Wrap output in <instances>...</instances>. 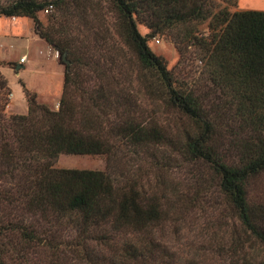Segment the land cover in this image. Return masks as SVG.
<instances>
[{"label": "trees", "instance_id": "16d2710c", "mask_svg": "<svg viewBox=\"0 0 264 264\" xmlns=\"http://www.w3.org/2000/svg\"><path fill=\"white\" fill-rule=\"evenodd\" d=\"M110 1L122 18L125 42L137 64L151 76L167 107L183 120L180 125L189 129L174 132V141L163 128L137 122L130 112L121 125L109 123L117 132H101L100 122L88 118L78 121V130L73 106L66 98L73 49L37 32L64 66L62 95L57 111H51L36 104V94L21 83L27 114L12 117L19 128L15 136L18 153L7 174H27L15 186L20 190L24 186L28 213L40 217L45 228L38 231L17 221L10 224L0 195V264H37L30 257L37 253L46 257L43 264H171L158 235L176 219L168 206L191 205L192 200L180 191L170 197L158 195L162 189L154 186L158 178L150 184L149 175L164 170L155 155L159 148L170 149L190 167L214 175L217 192L237 214L243 229L254 234L264 248V233L258 231L251 215L245 189L247 181L264 171V11H220L215 21L204 9L206 0ZM50 3L18 0L2 10L0 17L36 22L35 14ZM139 5L150 9L154 17L150 26L158 28L175 30L208 18L215 22L209 24L206 37L199 39L195 33L183 37L199 43L207 91H200L194 83L182 86L150 51L132 18ZM183 38L175 42L180 51ZM65 54L70 56L68 64L62 58ZM2 85L7 86L6 80L2 79ZM213 99L237 106L232 120H239L246 130L235 148H224V135L217 130L221 120L204 107ZM60 154L104 156L110 170L120 168L113 169L118 177L109 171L54 169L53 161ZM61 233H67L68 239L64 241Z\"/></svg>", "mask_w": 264, "mask_h": 264}, {"label": "rangeland", "instance_id": "374dc122", "mask_svg": "<svg viewBox=\"0 0 264 264\" xmlns=\"http://www.w3.org/2000/svg\"><path fill=\"white\" fill-rule=\"evenodd\" d=\"M17 1L0 0V12ZM34 1L52 3L35 14L36 22L26 17H15V20L0 17V195L10 224L20 222L42 231L45 226L41 218L28 213L24 186H19L22 190L15 186L27 174L18 171H13L11 177L7 174L13 162H17L13 155L18 153L15 136L19 128L13 124L12 117L27 114L21 83L36 94V104L51 111H57L62 95L64 66L58 60V53L37 32L62 47L73 49V74L69 75L66 98L73 106L78 130H81L78 121L88 118L100 122L101 132H117L118 128L110 127L109 123L121 125L130 112L137 122L163 128L174 141L177 140L171 136L174 132L189 128L180 125L183 120L177 118L174 109L167 107L151 76L144 74L137 64L133 50L125 42L122 18L110 0ZM204 9L216 21L220 11H264V0H206ZM132 18L150 51L162 60L175 80L182 86L194 83L200 91H207L199 43L183 37L188 33H195L199 39L208 36L209 24L215 25L213 20L208 18L175 30L158 28L150 26L154 17L142 5ZM182 38L184 47L180 51L175 42ZM21 58L25 60L22 68L19 67ZM65 58L68 60L70 56L65 54ZM2 79L6 80V87ZM211 101L204 107L210 116L221 120L217 122V130L224 135V148L237 147L246 130L241 128L239 120H232L237 106L217 99ZM155 155L164 169L149 175L150 184L158 178L154 185L162 188L158 189V195L170 197L180 191L192 200L191 205L168 206L176 219L167 231L158 235L159 241L165 243L171 264H259L264 260L263 246L254 234L243 229L237 214L217 192L214 175L203 168L190 167L170 149L159 148ZM108 165L110 162L101 155L60 154L52 168L109 171L118 177L120 168L113 166L117 171L110 170ZM165 171L169 173L164 174ZM245 189L251 215L257 220L258 231L264 233V171L247 181ZM63 235L62 239L67 240V233ZM30 257L37 264L46 261L40 253Z\"/></svg>", "mask_w": 264, "mask_h": 264}, {"label": "built area", "instance_id": "2783aa9c", "mask_svg": "<svg viewBox=\"0 0 264 264\" xmlns=\"http://www.w3.org/2000/svg\"><path fill=\"white\" fill-rule=\"evenodd\" d=\"M24 61H25L24 58H21V59L19 60V63H20V64H23Z\"/></svg>", "mask_w": 264, "mask_h": 264}, {"label": "water", "instance_id": "95a60500", "mask_svg": "<svg viewBox=\"0 0 264 264\" xmlns=\"http://www.w3.org/2000/svg\"><path fill=\"white\" fill-rule=\"evenodd\" d=\"M62 58H63L64 62L68 64V61L65 59V55H63Z\"/></svg>", "mask_w": 264, "mask_h": 264}, {"label": "crops", "instance_id": "0c3cea01", "mask_svg": "<svg viewBox=\"0 0 264 264\" xmlns=\"http://www.w3.org/2000/svg\"><path fill=\"white\" fill-rule=\"evenodd\" d=\"M14 20H15V18H14ZM19 67H21V68H22L21 64L19 65Z\"/></svg>", "mask_w": 264, "mask_h": 264}]
</instances>
